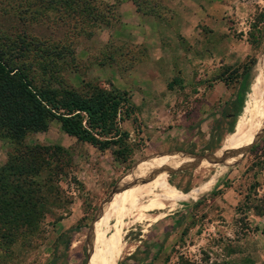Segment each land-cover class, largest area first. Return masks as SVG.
<instances>
[{"label":"rangeland","instance_id":"rangeland-1","mask_svg":"<svg viewBox=\"0 0 264 264\" xmlns=\"http://www.w3.org/2000/svg\"><path fill=\"white\" fill-rule=\"evenodd\" d=\"M62 1L67 5L57 0H0L4 60L22 67L34 84L53 90L126 91L115 87L112 76L123 75L140 49L109 35L120 21L121 0ZM135 3L139 10L147 9L141 0ZM239 4L238 21L230 20L240 25L230 27L228 47L239 58L246 55L222 77L235 95L243 97V105H238L232 123L218 132L220 144L209 147L201 136L194 138L197 134L183 140L178 135L166 138L173 128L170 112L176 120L189 117L191 97L186 88L198 84L180 79V74L167 83L168 92L158 98L160 105L153 112L146 104L137 108L126 91L133 110L119 121L121 131L128 134L125 162L114 158L112 147L100 150L67 136L58 120L46 131H28L18 142L0 131V167L13 154L35 145L49 148L45 156L51 164L40 177L51 180L45 193L47 213L38 232L0 246V264H120L132 253L148 258L145 264L263 261L264 84L257 105L252 109L246 103L256 69L264 66V0ZM153 119L158 127L143 130ZM238 121L250 124L248 137L238 147L245 149L250 142L244 152L224 146ZM221 150L229 151L226 157ZM150 161L158 163L142 166ZM184 163L191 165L176 170L161 165ZM152 168L156 169L141 178ZM214 175L216 180L209 184ZM163 177L177 191L152 190ZM195 188L201 191L194 200L179 201L169 210L173 201L163 196L178 198ZM162 226L167 232L164 239L156 231Z\"/></svg>","mask_w":264,"mask_h":264},{"label":"crops","instance_id":"crops-1","mask_svg":"<svg viewBox=\"0 0 264 264\" xmlns=\"http://www.w3.org/2000/svg\"><path fill=\"white\" fill-rule=\"evenodd\" d=\"M141 2L147 6L146 10H139L135 0H121L118 6L120 21L109 35L121 40L126 47H139L140 56L131 61L133 65L127 67L123 75H113L112 83L129 92L137 108L146 104L153 112L160 105L158 98L168 92L167 83L176 75L180 74V79L198 82L194 84L195 87L186 88L191 97V103L187 104L191 115L183 114L182 119L176 120L171 111L173 128H170L171 132L166 138L178 135L183 140L197 134L194 138L201 136L209 147L220 144L218 132L232 123L239 108V94L235 95L234 90L225 84L222 74L229 68H236L238 61H242L246 55L239 58V55L231 54L228 47L230 27L240 25L230 20L235 18L237 20L234 21H238L240 0ZM116 80L121 81L117 83ZM137 97H140L138 102L141 104L137 102ZM158 125V121L153 119L143 126V130L146 127L157 128ZM166 177L156 181L152 190L177 191L167 183ZM156 231L164 239L167 232L163 226ZM132 254L127 255L120 264H145L148 261V258H135ZM262 260L258 264H264V256Z\"/></svg>","mask_w":264,"mask_h":264},{"label":"trees","instance_id":"trees-1","mask_svg":"<svg viewBox=\"0 0 264 264\" xmlns=\"http://www.w3.org/2000/svg\"><path fill=\"white\" fill-rule=\"evenodd\" d=\"M238 105H243L241 96ZM132 110L126 91L113 87L57 91L38 86L22 67L10 66L0 54V131L12 141L22 140L31 130L46 131L58 120L67 136L100 150L112 147L114 158L125 162L130 151L128 134L121 131L119 121L129 118ZM48 149L39 145L26 148L0 167V246L14 245L38 232L47 213L45 193L51 180H40L51 168L45 156Z\"/></svg>","mask_w":264,"mask_h":264},{"label":"bare ground","instance_id":"bare-ground-1","mask_svg":"<svg viewBox=\"0 0 264 264\" xmlns=\"http://www.w3.org/2000/svg\"><path fill=\"white\" fill-rule=\"evenodd\" d=\"M259 64L256 66L258 67ZM263 84H264V66L262 67H259L258 69H256V74H255V77L250 85V91H249V94H248V100H247V107H251L252 109L255 107V103L257 105V101H258V98L259 100H261L262 98V87H263ZM250 108V109H251ZM249 109V108H248ZM251 109V110H252ZM254 113V112H253ZM252 113V114H253ZM251 114V115H252ZM261 116L264 115V111L260 112ZM250 115V116H251ZM241 118V117H240ZM251 119V118H250ZM252 119L250 120V123H251ZM250 124L249 125H244L241 121H238L235 125V129L234 131L229 134L225 140H224V146H230V145H233V147L235 148L236 152H244L247 150V147L249 146V143L247 144L246 148L245 149H238V147L240 146V144L244 141L245 138L248 137L249 135V132H247L248 128H249ZM247 132V133H246ZM246 134V136H245ZM237 143V144H236ZM235 144V145H234ZM242 145V144H241ZM241 147V146H240ZM229 148V147H228ZM233 148V149H234ZM222 151V150H221ZM220 151V152H221ZM229 151L226 150V151H222L221 152V156H225L226 157V154H228ZM233 154V153H232ZM233 156V155H232ZM231 157V156H230ZM223 162V161H222ZM158 161H150L148 163H144L142 166H150L151 164H157ZM203 163H201L202 165ZM163 165V167L166 169V170H176L182 166H188V165H191L189 163H184V164H179V165H169V164H161ZM141 166V167H142ZM216 180V175L212 176L210 183L213 184V181ZM211 184V185H212ZM211 185H208L207 184V187L208 186H211ZM202 187V186H200ZM206 188V186H205ZM212 188V187H211ZM208 189V188H207ZM201 190L198 189V188H195V189H192L190 190L189 192L187 193H184L181 197H178V198H171L169 196H163L164 198H168L170 201H173L172 205L169 206V210H172L173 208H175L174 206L176 205L177 202L179 201H187L189 199H192L194 200L196 198V196L198 195V193L200 192ZM203 192V191H202ZM200 195V194H199ZM179 207V206H178ZM169 212V211H167ZM141 213V212H140ZM139 215V214H138ZM141 215V214H140ZM166 215V214H165ZM129 216V215H128ZM130 216H132V214H130ZM142 216V215H141ZM164 216V215H163ZM141 219V218H140ZM145 219V218H144ZM149 220V219H148ZM144 221V220H143ZM141 221V222H143ZM132 223V222H131ZM133 224V223H132ZM124 226V225H123ZM107 235V234H106ZM119 236V235H118ZM113 237V236H112ZM120 240V239H119ZM119 244V243H118ZM112 246V244H111ZM114 252H112L113 254ZM106 254V253H105ZM110 256V255H109ZM105 261V260H104ZM107 261V260H106ZM110 261V260H109ZM93 262V260H92ZM112 263V262H111ZM114 263V262H113ZM95 264V263H94ZM110 264V263H109Z\"/></svg>","mask_w":264,"mask_h":264},{"label":"water","instance_id":"water-1","mask_svg":"<svg viewBox=\"0 0 264 264\" xmlns=\"http://www.w3.org/2000/svg\"><path fill=\"white\" fill-rule=\"evenodd\" d=\"M113 194H114V193H112V194L110 195V198L113 196ZM87 260H88V254H87Z\"/></svg>","mask_w":264,"mask_h":264}]
</instances>
